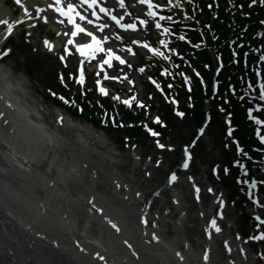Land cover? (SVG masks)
<instances>
[{
	"label": "rangeland",
	"instance_id": "rangeland-1",
	"mask_svg": "<svg viewBox=\"0 0 264 264\" xmlns=\"http://www.w3.org/2000/svg\"><path fill=\"white\" fill-rule=\"evenodd\" d=\"M131 1L125 0L123 20L126 22L134 20L137 25V29L129 35L130 38L126 37L128 40L125 45L133 49L132 56L125 59L121 66L117 65L120 64L117 62L99 71L93 69L90 64H85L83 84L79 82L81 73L76 69L78 62L74 52L64 53L58 48L53 54L45 50V44L42 45L40 42L41 38L49 34L47 38L55 41L57 35L54 31L44 28L42 30L41 27L35 28L39 31L32 27L31 37H26L24 29H21V33H13L0 49V62L6 69H10L14 76L23 79L29 102L37 103L42 113L41 119L48 126L54 128L55 113L60 110L76 124L81 123L83 126L93 128L96 133L106 138V143L102 144L81 130V136L87 145L94 147L89 157L92 163L87 164L85 169L94 174L95 178L103 179L104 183L100 182L98 185L105 192H109L113 182L120 184L116 190L123 198L120 200L112 195L113 202L120 207L129 221L136 224L139 210L150 205L147 213L148 229L155 224L157 232L165 241H170L181 252H185L190 264H203L199 255L207 248L212 250L209 255L213 264H224L229 260L234 264H264V236H261V233H264V164L262 161L261 166L250 165L252 161H260L259 155H255L254 158L248 147H240L241 154L235 159L237 141L231 134L223 136L219 128L213 125L199 140L198 148L192 150L190 168L175 173L176 179L172 180L171 185L167 184L168 173L173 166L175 167L174 162L178 163L181 158L182 151L177 145L182 141H188L198 125L190 110L185 115L181 111L184 109L181 106L184 104L190 106V102L189 104L185 102V98H178V101H175L170 96L166 99L161 94L158 82L152 83L148 77H152L153 80L156 76L162 75L160 68L168 71L177 70V63L174 64L169 55L173 50H169L171 48L168 46L174 41L173 33H178L176 21L185 16V10L189 12L190 7L185 8L187 4L180 0L178 5L181 9L176 8V5L170 6L167 0H153L152 8L143 4L140 9H136L130 5ZM8 2L10 3V0ZM187 2L190 3L189 0ZM191 8L193 9V6ZM149 11H154L157 15L149 16ZM142 19L148 23L142 24L140 22ZM157 21L160 27H156ZM110 26L116 30L114 38L119 40V29L114 24ZM165 29L168 31L165 32ZM122 36H126L125 33ZM140 44L144 47L141 48ZM56 45L58 47L59 44ZM152 48H158L163 55L152 52ZM176 60L178 67L179 64L186 67L184 60L178 56ZM171 66L173 68H169ZM202 66L205 68L206 64L202 62ZM192 68L188 73L182 69L178 71V83L180 80L185 81V90H188L192 80H196V76L199 75L198 61ZM105 77L112 79L107 80ZM97 80L100 82L99 85ZM166 86L170 87L168 94L175 95L171 84L167 83ZM100 87L107 90L106 94L99 91ZM262 95L264 93H260L255 107L250 109L252 114L250 117L257 123L258 119L264 120ZM203 104L202 101L199 106ZM101 106L107 113L102 111ZM119 112H126L137 118L136 126L121 129L119 124L115 125L116 114ZM168 115L173 118L169 120L170 123H165L163 118ZM228 117L229 114H223L222 120L230 131L232 123ZM102 123L107 125L105 130ZM148 123L153 124L152 126L157 125L150 130L152 127ZM58 130L61 139L67 141L63 153L67 156L70 151L80 153L82 143L76 138L77 129L64 126ZM155 130L161 131L162 134L167 132L169 140L165 135V139L162 140L164 144L159 140L154 141L149 134L157 137ZM255 132L257 137L264 135V124L259 132L258 130ZM161 144L164 145L163 148L160 147ZM98 164L102 166L101 171L95 169ZM243 168L248 170L246 174L248 177L242 173ZM93 170L95 171L92 172ZM251 178L257 180L259 189L255 190L257 192L252 190V193H247L246 185ZM109 179L113 182H109ZM207 187L226 194L228 200L224 203L223 211H220L223 212V216L215 217L211 211L212 196ZM196 191H199L198 200L194 196ZM175 192L179 194L176 201L173 199ZM183 211L185 214L182 216ZM211 219H215L220 231H216L212 225L210 229L212 241H209L206 227ZM228 235L234 239L232 243L235 246L237 235H240L241 240H246L243 243L249 253L248 256L239 254L237 248L233 253H226L224 242Z\"/></svg>",
	"mask_w": 264,
	"mask_h": 264
},
{
	"label": "bare ground",
	"instance_id": "bare-ground-1",
	"mask_svg": "<svg viewBox=\"0 0 264 264\" xmlns=\"http://www.w3.org/2000/svg\"><path fill=\"white\" fill-rule=\"evenodd\" d=\"M105 1L118 17L122 15L119 0ZM6 2L0 0V19L29 26L37 17L50 29L64 33L43 0L16 2L17 15ZM132 5L143 6L140 2ZM38 9L43 11L38 13ZM5 27L0 25V49L11 36ZM69 29L74 31V25ZM94 31L98 33L97 28ZM41 114L37 103L29 102L23 79L0 62V264H190L170 241L127 219L113 202L112 195L123 198L116 190L118 183L109 179L113 185L105 192L98 185L103 179L86 171L94 147L87 145L81 130L102 144L106 138L93 128L76 124L60 110L55 113L54 128ZM64 126L77 129L80 153H63L67 141L61 139L58 128ZM95 169L101 171L102 166ZM140 214L142 226L145 216L143 211Z\"/></svg>",
	"mask_w": 264,
	"mask_h": 264
},
{
	"label": "trees",
	"instance_id": "trees-1",
	"mask_svg": "<svg viewBox=\"0 0 264 264\" xmlns=\"http://www.w3.org/2000/svg\"><path fill=\"white\" fill-rule=\"evenodd\" d=\"M260 3H261V5H260ZM257 4L258 5H256L254 8L249 10L245 5L243 6V2L241 0L234 1V9H233L234 20L236 22V27L237 26L238 27L236 29L234 28L233 32H235L234 34L236 35V31H238L237 32L238 36L236 37L237 39L239 38V34H240V37H241V35L248 37L249 38L248 41L252 39V37H253L252 29H254V27H257L260 20H261V19H259L258 20L259 22L257 21V15H259V14L262 15L263 21H264V3L258 1ZM223 5L225 6V2L223 3ZM203 10L206 12V16L205 15L202 16V13H200L198 15L200 21L202 23H204V22H207L208 19L210 18L209 21L212 23L210 31L216 30L214 32L216 34V38L214 40H212L211 35L207 34L208 32L206 31L207 32L206 34H207L208 45L215 46V47L220 46V48H218V49L222 51V56H224L226 59V66L231 67V68L232 67L235 68L234 72H232V74H234V76L238 77L240 74L244 73L245 69H249V71H247V72H249V75H251L250 71L253 70L252 66H250L251 62L246 60V62H244V63H246L247 68H246V66L244 67V64L241 61V57H242L241 50L237 53L232 52V50L236 48L237 42L233 41V39H232L231 43L223 42V44H221V41H223L224 39L227 38V36L229 35V32L232 28V22L230 20V11H227L223 6H221V8H218V11H217L218 15L217 16H219V19L221 20V23H219V25H218V23L215 22L214 18H212V15H210V13L207 11V9L203 8ZM193 35L195 37H197L196 33H193ZM182 46H184L185 55L188 54V56H191L193 54V55H195V57L198 58L199 56L196 55V53L197 54L202 53L203 54V58H201L202 61H206V58H207L208 62H206V63H210L209 56H207L205 50H202L201 52L200 51L197 52V51L193 50L191 47L186 46L185 43H182ZM246 55H249L248 56L249 59L255 58L254 55H251V52H247ZM191 58H192L191 61L193 62V57H191ZM233 59H235V62H233ZM199 67L205 71V69L201 65ZM226 71H227V69H225L223 71V73H226ZM226 75H228V74H226ZM227 85L228 84H227L226 79H223L221 81V85L219 88L220 89L219 92L221 93V95L224 94L223 91H224V89H227ZM195 86H196V88L193 89L192 95L194 96V99L196 100V105H197L196 109L199 110V108H200L199 104L202 102L201 98L205 95H204V90H202L200 84L198 85V83H196ZM180 90L181 89H179V91ZM226 94L230 97L231 101L229 103H225L223 99H219V100L216 98L211 99L213 102L211 123L216 124L218 122L220 129L223 131L224 124L217 118L218 109L222 108V107L225 108L227 106L233 108V111H234L233 122H235L237 125L235 133L237 134L238 139L240 140L241 143L252 145L253 141H254L253 134H251L250 132H246L247 128L251 129V127H250L251 123L249 121H246V119L243 118V112L239 108V105L237 103V100H238L237 97L231 96V94H229L228 90H227ZM186 95H187V93L184 91V96H186ZM196 109H195V112L199 116L197 118L200 119L202 112H201V110L198 111ZM124 115H125L126 119H129V120L133 119V116L130 114L126 113ZM245 125L247 127H245Z\"/></svg>",
	"mask_w": 264,
	"mask_h": 264
},
{
	"label": "snow or ice",
	"instance_id": "snow-or-ice-1",
	"mask_svg": "<svg viewBox=\"0 0 264 264\" xmlns=\"http://www.w3.org/2000/svg\"><path fill=\"white\" fill-rule=\"evenodd\" d=\"M16 2L18 4H20L22 2V0H16ZM139 2L142 3V4H147L149 6V8L153 7V0H139ZM168 2L171 3V0H168ZM252 2L255 3L256 0H252ZM261 2L264 3V0H261ZM82 3L83 4H87L88 7L92 9V12H91L92 16H98V13L96 11V6L98 4L100 5V9H99L100 12H108V9L101 4V0H82ZM119 5L122 8L125 7V0H119ZM165 6L166 5H155V7H165ZM48 7L53 8L55 10V12L59 13L61 16L67 17L68 21L74 25V29L75 30L72 31V33H71L72 36H76L79 33H84L88 37H91V40L88 43H83V44L77 43L76 44V49L80 53L81 57L91 58L92 56L95 55L96 52L106 51L107 52V57H106V59L104 61H102L101 67H103L104 63L110 64L113 57H115L117 60H121L122 63L124 62L121 59V57L116 55V53L113 51L112 48L105 49L104 47H102L103 41L109 39L108 36H104L103 40H102L99 36L96 35L95 31L90 30L88 27H84L80 23H77V21H76V17L77 16L81 20L88 21V23L90 25L94 24L95 22L90 20L87 15H85L82 12H80L78 10L77 4L74 3L73 0H55V2L53 4L48 5ZM24 11L25 12L28 11L27 6H25ZM42 11H43V9H38V13L42 12ZM86 11H87V9H85V12ZM148 15L149 16H155V15H157V13L154 12V11H149ZM47 18H48L47 16L44 17L45 20H47ZM111 19L116 21L121 28H124V29H136L137 28V25L135 23H121L120 20L122 18H118L116 15H112ZM137 19H140V18L137 17ZM162 19H163V17H162ZM19 22H20L19 20H13L10 23L7 19H0V25H5L6 26L5 27V31L8 34H11L13 32L14 25L18 24ZM140 22L142 24H145V25L148 23L147 20H143V19ZM61 23H63V21H61ZM160 26L161 25L159 24V21H157L156 22V27H160ZM105 27H106V25H105ZM167 31H168V29H165V32H167ZM45 43L48 44L47 41H45ZM68 43L71 44V43H74V41L69 40ZM160 43H164V41H160ZM145 46L147 47V45H145ZM151 51L154 52V53H157L159 55H163V53L160 52V50L158 48H152ZM61 58L63 59V57H61ZM262 59H264V57H262ZM83 71L84 70L81 67L80 68L81 78L79 80V82L81 84L84 83ZM141 71H143V69H141ZM99 83H100L99 80H97V84L98 85H99ZM261 90H262V93H264V84L261 85ZM99 91L102 92V93H105V94L107 92V90L105 88H103V87H100ZM262 99H264V95H262ZM125 103H129V101H125ZM156 119L159 120V117H157ZM260 123H264V120L260 121ZM261 139L264 140V137H261ZM160 147L163 148L164 145L161 144ZM158 163H159V161H158ZM182 166L187 168L189 166L188 162L185 161ZM171 179L172 180L176 179L175 173H172ZM210 191H211V189H210ZM137 195H140V193H137ZM105 219H107V217H105ZM257 219H259V217H257ZM145 222H147V221H145ZM109 223H112V221L109 220ZM210 223L214 227H216V231H220L219 227L216 226L215 219H213ZM112 226H113V228H116L115 224H112ZM261 236H264V233H261ZM154 238L158 239V237H155V235H154ZM253 238L255 239L256 237H253ZM205 258H207V256H205ZM101 259H103V258L101 257Z\"/></svg>",
	"mask_w": 264,
	"mask_h": 264
}]
</instances>
